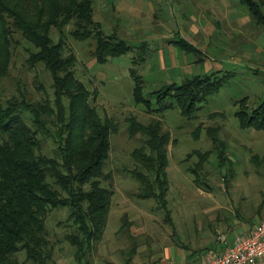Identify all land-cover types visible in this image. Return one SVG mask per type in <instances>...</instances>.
Listing matches in <instances>:
<instances>
[{"label": "rangeland", "instance_id": "rangeland-1", "mask_svg": "<svg viewBox=\"0 0 264 264\" xmlns=\"http://www.w3.org/2000/svg\"><path fill=\"white\" fill-rule=\"evenodd\" d=\"M93 7L103 33L109 36L116 32L132 49L101 63L94 54V35L86 40L75 38L71 33L75 21L63 30L68 47L79 59L78 77L96 92L92 104L105 118L120 122L119 132L111 136L112 148L105 167L113 179L103 181V186L114 190L108 226L87 262L143 264L168 246L185 244L202 250L213 246L221 235L232 242L229 233L251 227L240 217L252 218L256 223L264 220V162L254 158L257 154L264 156V129L243 127L236 115V101L247 97L250 108H254L264 100V26L240 0H93ZM60 35L57 28L51 29L55 42ZM15 36L22 45L14 50L9 72L0 83L3 97H52V75L41 63L35 68L30 66L28 49L32 45L23 36ZM181 37L196 49L184 50L172 43ZM132 69L143 77L146 94L196 74L218 72L219 76L226 75L227 81L200 105L196 117L189 118L171 98L165 102L172 106L164 108L152 96L153 108H160L158 111L136 102ZM214 112L225 116H213ZM133 116L147 124L161 119L164 129L171 133L170 189L165 208L155 198L135 194L140 182L127 168L135 165L132 151L143 144L144 137H130L127 119ZM209 127H219V137L227 144L234 162V173L224 178L226 170L218 168L215 155L206 167L210 186L199 187L187 171L197 157L185 159L196 149L205 151L215 146ZM53 147L50 141L46 150L50 152ZM261 206L262 215L258 211ZM68 214L67 206L51 207L46 218V228L55 243L52 264H80L76 248L65 238L71 229L66 221ZM125 216L130 224L121 232ZM133 245L137 253L131 256ZM19 258L24 261L26 255Z\"/></svg>", "mask_w": 264, "mask_h": 264}, {"label": "trees", "instance_id": "trees-1", "mask_svg": "<svg viewBox=\"0 0 264 264\" xmlns=\"http://www.w3.org/2000/svg\"><path fill=\"white\" fill-rule=\"evenodd\" d=\"M240 2L264 26V0ZM73 21L75 28L71 33L75 38H97L94 54L101 63L132 49L116 32L109 36L103 33L95 20L93 0H0V83L9 72L14 50L22 45L15 36L19 34L32 45L28 49V63L32 68L43 64L52 75L54 88L52 97L41 100L26 94L5 99L0 89V264L55 263V243L46 228L51 207H69L66 221L71 229L65 238L76 248L80 264H89V256L107 230L114 190L103 186V181L113 179L105 167L112 148L111 136L119 132L120 122L100 113L92 104L96 92L77 75L79 59L68 47L63 32ZM53 27L61 33L57 42L51 36ZM172 43L184 50L196 49L183 37ZM132 74L136 80V102L158 111L160 108H153L151 97L164 108L168 105L165 101L171 98L189 118L196 117L200 105L227 81V76H219L218 72L196 74L146 94L143 77L134 69ZM236 104V115L243 127L264 129V100L254 108H250L247 97ZM212 114L225 116L223 112ZM127 122L130 137H144L143 144L132 151L135 165L127 168L140 182L135 194L155 198L165 208L170 189L171 133L164 129L161 119L147 124L133 116ZM219 131V127H209L215 146L205 151L196 149L185 159L197 157L187 171L194 175L199 187L210 186L206 167L215 155L218 168L226 170L224 178L229 172L234 173V162ZM50 141L54 147L49 152L46 147ZM254 158L258 163L264 162V156L257 154ZM262 209L263 206L258 210L261 215ZM240 218L251 227L257 224L252 218ZM129 224L125 216L120 231H126ZM209 249L200 251L206 254ZM136 253L137 247L133 245L130 255ZM21 254L26 255L24 261L19 258Z\"/></svg>", "mask_w": 264, "mask_h": 264}, {"label": "built area", "instance_id": "built-area-1", "mask_svg": "<svg viewBox=\"0 0 264 264\" xmlns=\"http://www.w3.org/2000/svg\"><path fill=\"white\" fill-rule=\"evenodd\" d=\"M220 240L226 244L221 250L211 248L200 264H262L264 259V220L246 234L237 235L229 242L226 235Z\"/></svg>", "mask_w": 264, "mask_h": 264}, {"label": "crops", "instance_id": "crops-1", "mask_svg": "<svg viewBox=\"0 0 264 264\" xmlns=\"http://www.w3.org/2000/svg\"><path fill=\"white\" fill-rule=\"evenodd\" d=\"M253 228L254 226L247 229L246 227H243V229H239L238 231H235L231 234L229 233L230 237L233 235L231 241H233V239L237 235L249 233ZM226 237L228 239L227 235ZM229 240L230 239H228V241ZM225 246L226 244L218 239L217 242H215V244L210 248H217L222 250ZM184 248H181L180 246L165 247L161 254H158L153 258L151 257L147 260V262L143 264H200L205 260L206 254L203 252H199V248L188 247L186 245L184 246ZM262 264H264V259L262 260Z\"/></svg>", "mask_w": 264, "mask_h": 264}]
</instances>
